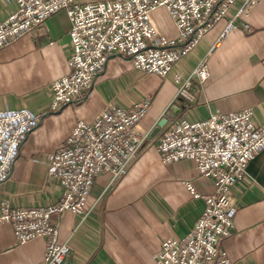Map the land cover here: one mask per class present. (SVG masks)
Segmentation results:
<instances>
[{
  "label": "crops",
  "instance_id": "1",
  "mask_svg": "<svg viewBox=\"0 0 264 264\" xmlns=\"http://www.w3.org/2000/svg\"><path fill=\"white\" fill-rule=\"evenodd\" d=\"M109 0H77L78 3ZM238 5L218 21L199 46L184 57L165 78L133 68L127 57L111 55L106 71L95 85L50 113L52 84L69 73L71 22L62 10L21 39L0 50V111L28 109L42 122L23 143L8 179L0 185V204L44 207L62 199L56 179L47 174L49 155L71 134L78 121L91 122L113 105L130 112L146 98L152 104L138 126L149 133L128 173L111 185V176H99L93 186L84 217L55 215L59 240L71 248L76 264H156L164 241L181 239L203 213L204 201L195 199L215 192L212 179L198 174L194 161L163 163L157 150L162 129L152 137L158 122L172 109L173 118L199 121L211 115H234L250 110L257 124L264 123V0L237 21L218 42ZM16 10L14 0H0V23ZM161 35L177 37L164 8L152 14ZM246 25V26H244ZM207 59L209 79H191L190 99L180 95L176 75L190 77ZM44 112L49 115L43 116ZM237 207L231 235L221 250L233 264H264V150L249 163L246 176L232 189ZM48 240L21 244L9 223L0 224V264H44Z\"/></svg>",
  "mask_w": 264,
  "mask_h": 264
},
{
  "label": "built area",
  "instance_id": "2",
  "mask_svg": "<svg viewBox=\"0 0 264 264\" xmlns=\"http://www.w3.org/2000/svg\"><path fill=\"white\" fill-rule=\"evenodd\" d=\"M16 10L0 23V50L9 47L44 21L64 10L71 22L69 73L52 84L50 113L63 109L95 85L106 71L111 55L122 54L130 65L146 74L167 77L203 37L238 5L218 42L237 28V21L262 0H109L78 3L77 0H14ZM164 8L173 21L177 37L168 39L156 28L152 14ZM246 26V25H244ZM210 77L207 59L190 77L176 75L180 95L190 99L191 79L200 83ZM152 101L134 109L110 105L91 122L78 121L69 137L49 155L47 174L59 183L62 199L44 207H13L0 204V224L9 223L21 244L46 238L44 264H76L69 260L71 248L59 240V228L51 225L55 215L72 213L84 217L96 179L111 176V185L124 177L138 157L149 133L138 126L148 115ZM49 115L44 112L43 116ZM42 117L31 110L0 111V185L9 177L20 149L39 126ZM163 163L190 159L198 174L215 183V192L200 196L188 188L204 209L193 229L183 238L163 242L156 264H233L221 250L231 235L237 207L232 189L247 174L249 163L264 150V123L257 124L247 110L234 115H211L189 121L171 119L157 144Z\"/></svg>",
  "mask_w": 264,
  "mask_h": 264
},
{
  "label": "water",
  "instance_id": "3",
  "mask_svg": "<svg viewBox=\"0 0 264 264\" xmlns=\"http://www.w3.org/2000/svg\"><path fill=\"white\" fill-rule=\"evenodd\" d=\"M120 56L124 58V56L122 54H120ZM178 113H179L178 111L172 109L171 112H169L165 117H163L158 122L157 126L154 128L153 133H152V137H155L162 129H164L167 126L169 120L175 118V116Z\"/></svg>",
  "mask_w": 264,
  "mask_h": 264
},
{
  "label": "rangeland",
  "instance_id": "4",
  "mask_svg": "<svg viewBox=\"0 0 264 264\" xmlns=\"http://www.w3.org/2000/svg\"><path fill=\"white\" fill-rule=\"evenodd\" d=\"M154 22V21H153ZM155 24V23H154Z\"/></svg>",
  "mask_w": 264,
  "mask_h": 264
}]
</instances>
